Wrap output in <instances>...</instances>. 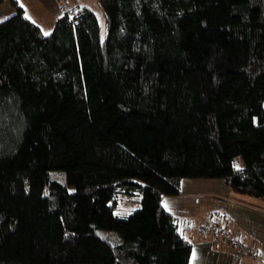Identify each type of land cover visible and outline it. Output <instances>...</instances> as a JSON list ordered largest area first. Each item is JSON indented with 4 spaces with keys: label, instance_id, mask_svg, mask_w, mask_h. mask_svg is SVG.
Wrapping results in <instances>:
<instances>
[{
    "label": "trees",
    "instance_id": "16d2710c",
    "mask_svg": "<svg viewBox=\"0 0 264 264\" xmlns=\"http://www.w3.org/2000/svg\"><path fill=\"white\" fill-rule=\"evenodd\" d=\"M8 1L0 264H189L183 179L264 201V0H96L47 35Z\"/></svg>",
    "mask_w": 264,
    "mask_h": 264
},
{
    "label": "crops",
    "instance_id": "0c3cea01",
    "mask_svg": "<svg viewBox=\"0 0 264 264\" xmlns=\"http://www.w3.org/2000/svg\"><path fill=\"white\" fill-rule=\"evenodd\" d=\"M16 1L22 7L25 16L37 24L43 33H50L55 21L64 13L63 4L59 0H25V3H28L32 8L29 12L27 9L30 7L24 6L20 0ZM80 1L83 0H68L67 5L72 8L75 5L83 4L80 3ZM13 12L14 8L8 0H4L0 4V17H4L2 19L12 15ZM262 204L263 205L261 206L255 204L246 205L241 202L240 204H235L229 207L228 211L216 209L213 213L210 212L208 214L209 217H211V221L217 223L224 222V224L227 225L223 228H220L219 226L217 227L224 231L228 230L232 235L241 236L249 246H252L256 251L254 256L238 257L228 249L225 242L214 243L209 235L199 231L201 235L200 240L198 239V233L197 237L194 239V241L197 239L196 242L190 240L192 243V251L189 264H263L264 201ZM217 223H214L213 225ZM242 224L246 226L253 225L254 233L262 234L263 238L258 235L254 236V234L251 235L244 232L245 230H243L241 226ZM189 236L190 238L194 237L191 234ZM195 243H197V249L195 248Z\"/></svg>",
    "mask_w": 264,
    "mask_h": 264
},
{
    "label": "rangeland",
    "instance_id": "374dc122",
    "mask_svg": "<svg viewBox=\"0 0 264 264\" xmlns=\"http://www.w3.org/2000/svg\"><path fill=\"white\" fill-rule=\"evenodd\" d=\"M24 6L30 7L25 0H20ZM27 1V0H26ZM80 3L87 4L93 8L98 14L100 19L102 18L101 10L96 4V0H83ZM68 6V5H67ZM69 7V6H68ZM70 8V7H69ZM28 12L32 10L30 7ZM4 18V17H2ZM0 17V21L3 20ZM102 20V19H101ZM102 23V21H101ZM70 190H73L70 188ZM255 204L258 206L263 205L261 200L256 198H250L235 193L232 189L226 186L220 179L212 178H186L183 179L180 186V193L176 196H165L162 201V205L173 213L176 219L178 231L191 241L197 237L200 240L199 231L203 232V228L206 225L217 223L211 221L209 217L210 212H214L216 209H222V211H228L229 207L235 204ZM137 206L124 200L123 196L119 201L118 207L115 209V214L119 216H125L132 212ZM214 226L223 228L227 226L222 223H217ZM230 226V225H228ZM244 232L254 236H260L262 234L254 233L253 225H241ZM194 237L190 238L189 235ZM204 234V233H203ZM197 239L194 241L196 242ZM197 249V243H195Z\"/></svg>",
    "mask_w": 264,
    "mask_h": 264
},
{
    "label": "built area",
    "instance_id": "2783aa9c",
    "mask_svg": "<svg viewBox=\"0 0 264 264\" xmlns=\"http://www.w3.org/2000/svg\"><path fill=\"white\" fill-rule=\"evenodd\" d=\"M63 4V10L71 12L68 9V0H59ZM203 232L209 235L214 243L225 242L228 249L238 257H252L255 255L256 251L252 246H249L241 236L232 235L228 230L224 231L214 225H206L203 228ZM264 264V263H263Z\"/></svg>",
    "mask_w": 264,
    "mask_h": 264
},
{
    "label": "snow or ice",
    "instance_id": "6c2138e0",
    "mask_svg": "<svg viewBox=\"0 0 264 264\" xmlns=\"http://www.w3.org/2000/svg\"><path fill=\"white\" fill-rule=\"evenodd\" d=\"M45 35H47V33H45Z\"/></svg>",
    "mask_w": 264,
    "mask_h": 264
}]
</instances>
